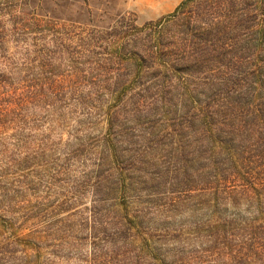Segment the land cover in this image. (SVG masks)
<instances>
[{
    "label": "rangeland",
    "instance_id": "374dc122",
    "mask_svg": "<svg viewBox=\"0 0 264 264\" xmlns=\"http://www.w3.org/2000/svg\"><path fill=\"white\" fill-rule=\"evenodd\" d=\"M212 7L0 0V264H264V201L225 184L217 140L190 125L216 81L142 66L158 35L167 61L186 57V19ZM243 26L234 96L255 81L246 62L264 68Z\"/></svg>",
    "mask_w": 264,
    "mask_h": 264
},
{
    "label": "trees",
    "instance_id": "16d2710c",
    "mask_svg": "<svg viewBox=\"0 0 264 264\" xmlns=\"http://www.w3.org/2000/svg\"><path fill=\"white\" fill-rule=\"evenodd\" d=\"M194 0H188L191 2ZM211 2L213 7L204 14L194 13L186 19L187 30H192L186 36V57L181 54L175 61L166 60L169 56L171 44L164 37L158 35L151 38L145 49L142 59L143 65L148 55L154 60L153 68L164 65L167 70L189 73L191 66H201L206 72V79H214L216 85L212 88L213 93L219 94V100L206 103L201 106L198 113H192L193 119L190 125L197 133L202 128H208L210 136L217 142L215 149L227 157L228 166L226 172L231 177L225 181L228 183L243 182L242 189L238 193L243 198L257 202L261 207L264 201V68L251 70L246 94L234 96L232 88L236 85V71L238 62V38L237 27L242 24L244 33L242 41L244 46L243 55L249 61L264 62V0L254 10V23H248L252 0H199ZM258 5V4H257ZM242 11L241 19L236 12ZM159 24V23H158ZM255 29V35L249 36L245 30ZM194 34V35H193ZM190 35V36H188ZM197 35L209 37L205 41L198 40ZM251 48H254L255 52ZM138 61L139 60H135ZM177 63L174 65V63ZM186 63V66H185ZM213 65H216L214 67ZM146 66V65H145ZM244 66V65H243ZM242 66V67H243ZM208 67V68H207ZM244 71L246 69L243 67ZM240 71V73H244ZM239 82V81H238ZM195 102H199L195 100ZM194 126V127H193ZM217 129V131H216ZM218 134H215L216 132ZM214 132V133H213ZM223 181V182H224ZM230 181V182H229ZM235 190V186H233ZM234 193V192H233ZM253 203H255L253 201Z\"/></svg>",
    "mask_w": 264,
    "mask_h": 264
}]
</instances>
